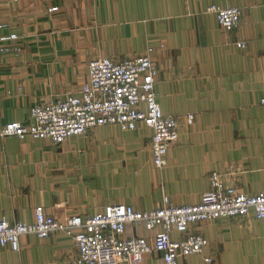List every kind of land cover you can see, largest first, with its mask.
I'll return each instance as SVG.
<instances>
[{"label": "crops", "instance_id": "0c3cea01", "mask_svg": "<svg viewBox=\"0 0 264 264\" xmlns=\"http://www.w3.org/2000/svg\"><path fill=\"white\" fill-rule=\"evenodd\" d=\"M212 4L240 7V26L222 28L207 11ZM149 48L157 99L179 122L168 165L155 166L154 131L142 123L97 126L61 144L0 137V219L32 223L40 206L60 220L117 204L150 210L165 196L197 204L213 171L241 192L264 191V0H0V126L29 123L35 105L79 96L92 60ZM192 230L209 244L179 264H264V218L253 211ZM143 233L128 224L125 235ZM20 242L18 251L0 246V264H75L78 248L64 233ZM140 264H163L162 255L148 253Z\"/></svg>", "mask_w": 264, "mask_h": 264}, {"label": "built area", "instance_id": "2783aa9c", "mask_svg": "<svg viewBox=\"0 0 264 264\" xmlns=\"http://www.w3.org/2000/svg\"><path fill=\"white\" fill-rule=\"evenodd\" d=\"M207 11L215 14L226 31L240 26L242 9L238 6L212 4ZM237 46L245 48L246 41H238ZM1 50L19 51V47ZM152 50L121 61L109 57L92 60L88 65V80L79 96L35 105L30 111L31 122H8L0 126V137L49 139L61 144L97 126L113 124L122 130H134L142 123L154 131L151 150L155 166L166 167L170 147L180 137L179 122L176 116L163 112L157 99L158 68L150 55ZM261 103L264 105V98ZM193 119V114L187 116L189 123ZM209 185L197 204L178 205L165 196L150 210L117 204L92 216L74 214L60 220L40 206L32 223H11L2 217L0 246L9 245L18 251L23 235L46 238L59 232L74 240L78 248L75 264H140L146 254L153 252L161 253L163 264H179L182 257L204 254L209 244L202 233L192 230L195 225L220 218L246 217L251 211L256 218H264V191L241 192L227 184L217 171L211 172ZM128 224L142 226L146 233L126 236ZM174 231L181 237L174 239ZM204 259L212 262L211 257Z\"/></svg>", "mask_w": 264, "mask_h": 264}]
</instances>
